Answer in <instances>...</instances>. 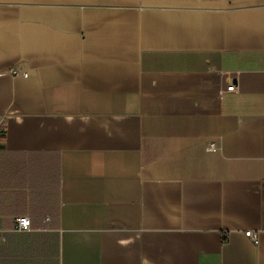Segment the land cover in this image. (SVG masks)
Masks as SVG:
<instances>
[{"label": "crops", "instance_id": "1", "mask_svg": "<svg viewBox=\"0 0 264 264\" xmlns=\"http://www.w3.org/2000/svg\"><path fill=\"white\" fill-rule=\"evenodd\" d=\"M2 123L0 264H264V0H0Z\"/></svg>", "mask_w": 264, "mask_h": 264}, {"label": "built area", "instance_id": "2", "mask_svg": "<svg viewBox=\"0 0 264 264\" xmlns=\"http://www.w3.org/2000/svg\"><path fill=\"white\" fill-rule=\"evenodd\" d=\"M228 91H235L236 90V85L234 83H231L227 87ZM5 136V125L2 123L0 125V138ZM31 227V220L30 217L27 215H21L15 218V228L18 230H28ZM247 237L251 238L254 242H257L258 240V234L254 233L251 230H248L245 232Z\"/></svg>", "mask_w": 264, "mask_h": 264}]
</instances>
